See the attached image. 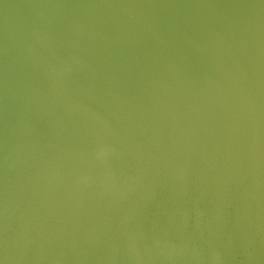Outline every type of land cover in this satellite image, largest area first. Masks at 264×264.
I'll use <instances>...</instances> for the list:
<instances>
[{
	"label": "water",
	"instance_id": "1",
	"mask_svg": "<svg viewBox=\"0 0 264 264\" xmlns=\"http://www.w3.org/2000/svg\"><path fill=\"white\" fill-rule=\"evenodd\" d=\"M0 264H264V0H0Z\"/></svg>",
	"mask_w": 264,
	"mask_h": 264
}]
</instances>
